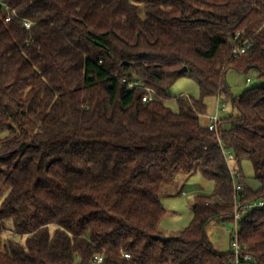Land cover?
Returning <instances> with one entry per match:
<instances>
[{"label": "trees", "instance_id": "trees-1", "mask_svg": "<svg viewBox=\"0 0 264 264\" xmlns=\"http://www.w3.org/2000/svg\"><path fill=\"white\" fill-rule=\"evenodd\" d=\"M238 33L253 46L233 57ZM229 71L262 83L234 97ZM183 77L201 99L174 112ZM216 96L235 110L218 132L203 122ZM0 132V264H231L207 230L233 223L224 150L241 177L254 164L243 205L264 200V0H0ZM196 174L214 191L166 236L162 191ZM239 240L264 264V208L243 212Z\"/></svg>", "mask_w": 264, "mask_h": 264}, {"label": "rangeland", "instance_id": "rangeland-1", "mask_svg": "<svg viewBox=\"0 0 264 264\" xmlns=\"http://www.w3.org/2000/svg\"><path fill=\"white\" fill-rule=\"evenodd\" d=\"M248 80L250 82L248 83ZM262 83L258 74L254 71L248 74H239L236 71H229L226 75V85L229 87L231 94L237 97L243 94L247 89L258 86ZM169 96L172 97L167 105L174 111H179L177 99L181 97L192 98L194 100L201 99V91L199 85L190 77H183L177 80L168 90ZM207 105L206 116H214L218 113L219 118H225L235 110L231 103L223 96L209 97L205 100ZM204 117L203 122L209 123V117ZM8 135L7 132H0V140ZM234 168L239 171L237 162ZM243 176L240 181L244 186L253 191L260 189V183L255 179V167L250 159H243L240 166ZM214 191V183L201 174L193 176H179L173 183L165 187L162 191V204L166 209L167 215L160 225V230L166 236L172 237L179 232L188 228L194 220L193 202L198 195L209 196ZM235 229L234 223H227L215 227H209L212 242L215 248L220 252H228L230 250V233Z\"/></svg>", "mask_w": 264, "mask_h": 264}, {"label": "built area", "instance_id": "built-area-1", "mask_svg": "<svg viewBox=\"0 0 264 264\" xmlns=\"http://www.w3.org/2000/svg\"><path fill=\"white\" fill-rule=\"evenodd\" d=\"M10 17L7 21H10ZM26 28L30 29L31 23H25ZM235 46L232 52L233 57H239L245 55L253 46L252 37L243 38L241 33H238L234 37ZM250 80H248V83ZM122 83L125 84L128 90L132 91L136 88L144 87V82L139 78H134L133 76H125L122 79ZM146 94L143 96V102L149 103L154 100V91L150 88H146ZM220 118L218 113L214 116L209 117V129L214 132L219 130ZM224 154L227 160V164L230 169V174L234 183L235 191V207L233 213V223L235 224V229L228 231L230 233V248L233 252L232 263L231 264H256V260L253 256L246 252V247H244L239 240V224L243 217V212L253 209L264 208V200L257 202H250L243 205L241 200V194L244 192V184L240 181L241 174L234 168V163L236 162L235 156L232 152L224 150ZM126 258H130L128 254L124 255ZM103 261L102 256H97L95 258V263L100 264Z\"/></svg>", "mask_w": 264, "mask_h": 264}, {"label": "crops", "instance_id": "crops-1", "mask_svg": "<svg viewBox=\"0 0 264 264\" xmlns=\"http://www.w3.org/2000/svg\"><path fill=\"white\" fill-rule=\"evenodd\" d=\"M206 117H210V116H206ZM218 225H212L211 227L214 229L215 227H217ZM207 232H208V235H209V237H210V239L212 240V238H211V233L213 232V230H210L209 231V228H208V230H207ZM213 243V242H212ZM214 244V243H213Z\"/></svg>", "mask_w": 264, "mask_h": 264}, {"label": "water", "instance_id": "water-1", "mask_svg": "<svg viewBox=\"0 0 264 264\" xmlns=\"http://www.w3.org/2000/svg\"><path fill=\"white\" fill-rule=\"evenodd\" d=\"M187 71H188L187 68H183V69L181 70V72H184V73H186ZM163 239H165V237H163Z\"/></svg>", "mask_w": 264, "mask_h": 264}]
</instances>
